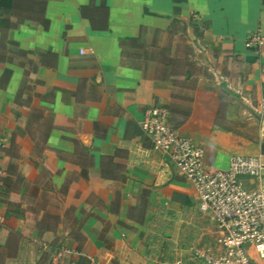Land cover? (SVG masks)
Here are the masks:
<instances>
[{"label":"crops","instance_id":"0c3cea01","mask_svg":"<svg viewBox=\"0 0 264 264\" xmlns=\"http://www.w3.org/2000/svg\"><path fill=\"white\" fill-rule=\"evenodd\" d=\"M257 30L264 0H0V264L186 254L205 213L140 121L162 107L208 169L264 161Z\"/></svg>","mask_w":264,"mask_h":264},{"label":"built area","instance_id":"2783aa9c","mask_svg":"<svg viewBox=\"0 0 264 264\" xmlns=\"http://www.w3.org/2000/svg\"><path fill=\"white\" fill-rule=\"evenodd\" d=\"M245 47L258 52L264 46V33L250 34ZM151 147L165 151L181 175L195 188L200 209L214 226V246H191L170 264H254L264 261V161L259 156L235 154L225 168L208 169L204 151L195 141L167 123L165 110L153 106L140 121ZM257 184L248 188L242 178ZM4 171L0 166V192ZM88 258L89 264H104L81 251H68ZM256 257H255V256Z\"/></svg>","mask_w":264,"mask_h":264},{"label":"rangeland","instance_id":"374dc122","mask_svg":"<svg viewBox=\"0 0 264 264\" xmlns=\"http://www.w3.org/2000/svg\"><path fill=\"white\" fill-rule=\"evenodd\" d=\"M244 178H248L250 180V184L252 186H247L245 183V186L248 188H251L255 185L256 180L253 178H249V177H243L242 180ZM244 182V181H243ZM253 182V183H252ZM204 212V211H203ZM205 214L203 215V217L201 218V222L198 221H192V223H188V224H184L181 229H179V233L184 234L185 233V237H187V241L190 243H194V245L201 240L200 237H202L201 241L206 240V245H210V246H214V237H215V233H214V226L212 224V220L210 218V215L207 212H204ZM188 226V228H185V226ZM182 236V235H180ZM181 238V237H180ZM179 238V239H180ZM177 239V240H179ZM173 253V251H172ZM167 256V255H166ZM168 260L171 259V257L173 255H168ZM255 256V255H254ZM256 257V256H255ZM256 261L254 262V264H264V261H261L257 258H255Z\"/></svg>","mask_w":264,"mask_h":264}]
</instances>
